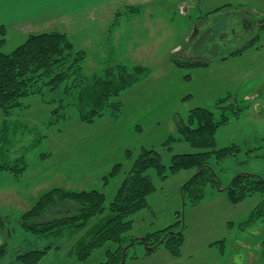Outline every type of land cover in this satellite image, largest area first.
Wrapping results in <instances>:
<instances>
[{
  "label": "rangeland",
  "instance_id": "rangeland-1",
  "mask_svg": "<svg viewBox=\"0 0 264 264\" xmlns=\"http://www.w3.org/2000/svg\"><path fill=\"white\" fill-rule=\"evenodd\" d=\"M134 1L139 4L99 3L90 9L93 21L77 13L65 23L56 17L52 28L66 33L76 49L86 53L84 73L89 77L112 69L117 74L118 66L130 73L136 67L146 69V79L112 100L121 104L119 119L108 108L95 124H84L71 106L53 116L65 84L24 99V107L11 116L0 111V164L20 158L28 163L18 179L0 172V247L5 246L0 264H23L20 255L44 250L39 264L104 263L106 252L116 244L109 242L86 260H79L78 254L112 215L108 209L82 228L73 225L44 234L25 230L22 215L56 187L100 191L108 207L131 168L128 150L136 157L143 149H156L167 168L173 155L198 152L188 143L172 149L163 143L169 135L179 137L177 119L187 122L197 107L212 109L220 117L216 102L229 95L245 110L218 129L216 148L237 144L241 151L220 162L211 158L210 165L222 189L241 173L264 178V0ZM25 41V36L12 33L1 50L11 53ZM240 50L239 56L231 55ZM172 56L211 65L182 70ZM117 164L123 165L122 172L106 184L103 178ZM193 173L182 171L162 180L156 168L146 172L156 191L148 197V208L131 217L128 236L138 241L128 249L126 264H264V220L244 224L264 195L233 205L226 191L208 188L202 203L185 206L181 188ZM179 220L183 222L175 229H183L186 240L182 256L174 258L164 247L147 255V246L139 240ZM222 240L223 254L214 245Z\"/></svg>",
  "mask_w": 264,
  "mask_h": 264
},
{
  "label": "trees",
  "instance_id": "trees-1",
  "mask_svg": "<svg viewBox=\"0 0 264 264\" xmlns=\"http://www.w3.org/2000/svg\"><path fill=\"white\" fill-rule=\"evenodd\" d=\"M7 42L8 31L2 26L0 27V111L6 116H11L17 108L24 107V99L37 95L44 96L45 87L55 91L65 84L59 107L53 104L55 106L52 110L53 116L61 111L64 112L68 106L76 107L82 123L91 125L103 118L106 109L111 108L113 110L111 116L116 120L120 118L122 112L121 104L112 100L128 87L147 78L145 68L136 67L133 73H130L124 66L117 67V74L111 68L112 70H107L102 76H87L84 73L86 53L76 49L66 33L57 30L30 34L26 41L11 53L1 50ZM241 53L240 50L231 55L236 56ZM171 61L182 70L209 68L211 65L209 61L185 60L179 56H172ZM233 97L229 95L217 100L216 109L220 111V117H216L212 109L197 107L190 112L187 122L177 119L176 128L179 137L169 135L163 143L164 148L167 149H172L177 143H188L199 149L198 152L173 155L172 163L167 168L162 164L161 154L156 149H143L136 157L131 150H128L126 155L128 159L133 160L131 168L108 207L106 195L100 191H70L56 187L44 193L35 205L22 215L20 219L22 227L34 234L60 231L73 225L82 228L108 209L112 215L107 218L90 242L79 251V260L88 259L95 251L112 242L117 247L106 252L107 260L101 264H123L124 260L126 264L128 249L138 241L128 236L133 227L131 217L148 208V197L156 191L152 179L146 175L150 168H156L162 180L182 171H194L181 188L185 206L187 203L193 206L202 203L208 188L226 191L233 205H238L257 194L264 195V178L248 173L237 175L225 189H222L221 179L210 165L211 158L220 162L228 157L237 156L241 151L237 144L216 148L218 129L237 119L245 110V107ZM65 98L68 101H65ZM7 131L8 126L3 131L4 135ZM6 138L7 143L12 145V141ZM2 142L0 138V145ZM17 142L19 141L15 143ZM47 156L43 155V157ZM27 169L28 163L23 158L12 163L8 161L0 164V172H7L16 179L24 175ZM122 170V164L115 165L108 176L103 178L106 184L110 179L117 177ZM260 220H264V199L244 224ZM182 222L183 220H179L161 231L149 233L143 237L144 241L140 239L139 241H142L147 248H151L147 251V255L164 247L171 256L180 258L186 240L184 230L176 231L175 226L181 225ZM231 223L234 225L233 222ZM214 245L218 246L223 254L226 240ZM4 252L5 246L0 247V255ZM46 253L47 250L31 251L18 258L23 264H39Z\"/></svg>",
  "mask_w": 264,
  "mask_h": 264
},
{
  "label": "crops",
  "instance_id": "crops-1",
  "mask_svg": "<svg viewBox=\"0 0 264 264\" xmlns=\"http://www.w3.org/2000/svg\"><path fill=\"white\" fill-rule=\"evenodd\" d=\"M110 1L115 2L113 4L127 2L125 4L127 7L139 4L134 0H0V27H5L10 36L17 33L27 38L33 33L52 31L55 28L53 23L56 17H61L63 22L70 21L67 17L77 13L87 15L88 19L93 21L95 14L93 15L90 9L97 7L99 3ZM115 16L117 17L115 21H119L118 13ZM222 60H228V57Z\"/></svg>",
  "mask_w": 264,
  "mask_h": 264
},
{
  "label": "water",
  "instance_id": "water-1",
  "mask_svg": "<svg viewBox=\"0 0 264 264\" xmlns=\"http://www.w3.org/2000/svg\"><path fill=\"white\" fill-rule=\"evenodd\" d=\"M145 239L144 238H142V241H144ZM151 250V248H148V251H150ZM125 263V260H124V262H123V264Z\"/></svg>",
  "mask_w": 264,
  "mask_h": 264
}]
</instances>
